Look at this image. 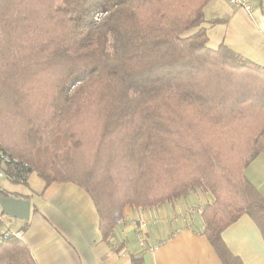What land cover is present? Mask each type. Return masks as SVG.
<instances>
[{
	"label": "trees",
	"instance_id": "obj_1",
	"mask_svg": "<svg viewBox=\"0 0 264 264\" xmlns=\"http://www.w3.org/2000/svg\"><path fill=\"white\" fill-rule=\"evenodd\" d=\"M210 1L0 0V167L9 182L35 173L79 186L106 242L124 206L201 189L211 196L200 212L205 238L223 264H240L220 236L243 214L264 232V199L243 173L264 154V67L208 46V25L225 21L205 18ZM5 216L0 209V224ZM4 233L0 264H37Z\"/></svg>",
	"mask_w": 264,
	"mask_h": 264
},
{
	"label": "crops",
	"instance_id": "obj_2",
	"mask_svg": "<svg viewBox=\"0 0 264 264\" xmlns=\"http://www.w3.org/2000/svg\"><path fill=\"white\" fill-rule=\"evenodd\" d=\"M253 6L247 13L222 0L219 16L212 18L225 21L208 25L206 34L212 35L214 46L222 43L264 67V5L257 1ZM243 173L264 199V154L255 156ZM23 185L22 191H9L30 200L29 218L5 221L11 230L20 231L37 264H130L132 255L140 256L143 264H223L202 232L200 212L211 196L201 189L173 203L144 209L124 206L123 220L106 242L93 202L79 186L46 184L35 173ZM140 219L146 221L141 228L145 241L154 245L152 251L140 249L136 241L132 222ZM220 238L240 264H264V232L249 215L227 225Z\"/></svg>",
	"mask_w": 264,
	"mask_h": 264
},
{
	"label": "built area",
	"instance_id": "obj_3",
	"mask_svg": "<svg viewBox=\"0 0 264 264\" xmlns=\"http://www.w3.org/2000/svg\"><path fill=\"white\" fill-rule=\"evenodd\" d=\"M228 4L230 5V7L234 8V9H243L244 11H246L247 13H251L253 11L254 8V3H257V0H227ZM4 176L3 171L1 170L0 167V178ZM145 220L144 219H140L136 222H132L133 224V229L136 232V241L138 243V246L140 249L142 250H148V251H152V249L154 248V245H149L147 243L146 237H145V233L143 231V229L141 227H143V225L145 224ZM1 225L4 226V229H1V231H5L4 234H7L10 232V234H14L15 236H19L20 235V231H14L11 230L10 227L8 226V222L4 220H2ZM8 235V234H7Z\"/></svg>",
	"mask_w": 264,
	"mask_h": 264
},
{
	"label": "water",
	"instance_id": "obj_4",
	"mask_svg": "<svg viewBox=\"0 0 264 264\" xmlns=\"http://www.w3.org/2000/svg\"><path fill=\"white\" fill-rule=\"evenodd\" d=\"M30 200L28 198L6 196L0 194V209L9 218L26 220L30 213Z\"/></svg>",
	"mask_w": 264,
	"mask_h": 264
},
{
	"label": "rangeland",
	"instance_id": "obj_5",
	"mask_svg": "<svg viewBox=\"0 0 264 264\" xmlns=\"http://www.w3.org/2000/svg\"><path fill=\"white\" fill-rule=\"evenodd\" d=\"M221 2H222V0H212V1H210L207 4L206 8L204 7L205 8V10H204V16H205V18L209 19V18H212L215 15H218L219 16V14H218L219 13V10H220V7L219 6H220V3ZM207 29H209V27ZM209 36H211V38H209L208 46L215 47L214 46L215 45V42L213 41L212 35L210 34ZM23 186L24 185L23 184H20V183L9 182V180L5 176H2L0 178V187L6 188L8 191L11 190V189L21 190L22 191V190H24V187ZM5 219L8 220V217L5 216ZM9 219H10L9 221H11V222L12 221H15L16 223L23 221V220H19V219H16V218H11V217ZM1 229H4V226H2L0 224V230Z\"/></svg>",
	"mask_w": 264,
	"mask_h": 264
}]
</instances>
